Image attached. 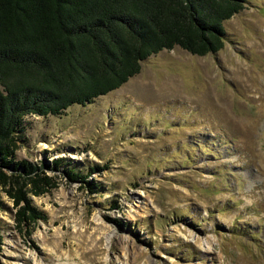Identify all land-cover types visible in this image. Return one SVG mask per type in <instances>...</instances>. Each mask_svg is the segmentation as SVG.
I'll use <instances>...</instances> for the list:
<instances>
[{
  "label": "rangeland",
  "instance_id": "374dc122",
  "mask_svg": "<svg viewBox=\"0 0 264 264\" xmlns=\"http://www.w3.org/2000/svg\"><path fill=\"white\" fill-rule=\"evenodd\" d=\"M224 28L218 53L162 51L92 104L26 117L16 160L62 166L30 236L0 191V264H264V0Z\"/></svg>",
  "mask_w": 264,
  "mask_h": 264
},
{
  "label": "trees",
  "instance_id": "16d2710c",
  "mask_svg": "<svg viewBox=\"0 0 264 264\" xmlns=\"http://www.w3.org/2000/svg\"><path fill=\"white\" fill-rule=\"evenodd\" d=\"M245 5L246 0H0V191L12 202L15 229L30 236L46 220L31 197L56 188L57 176L48 173L62 166L61 160H16L26 141V117H60L73 105L92 104L162 51L218 53L225 46L224 23ZM73 170L62 174L98 190Z\"/></svg>",
  "mask_w": 264,
  "mask_h": 264
}]
</instances>
